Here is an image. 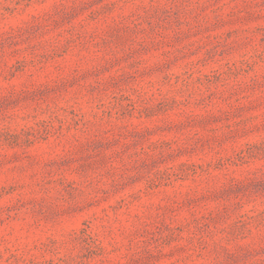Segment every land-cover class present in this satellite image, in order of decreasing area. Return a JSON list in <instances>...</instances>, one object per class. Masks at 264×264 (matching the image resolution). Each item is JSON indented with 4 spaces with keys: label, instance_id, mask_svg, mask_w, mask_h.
I'll use <instances>...</instances> for the list:
<instances>
[{
    "label": "rangeland",
    "instance_id": "rangeland-1",
    "mask_svg": "<svg viewBox=\"0 0 264 264\" xmlns=\"http://www.w3.org/2000/svg\"><path fill=\"white\" fill-rule=\"evenodd\" d=\"M0 264H264V0H0Z\"/></svg>",
    "mask_w": 264,
    "mask_h": 264
}]
</instances>
